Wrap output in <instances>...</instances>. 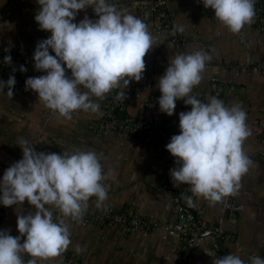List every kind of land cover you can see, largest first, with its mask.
I'll return each instance as SVG.
<instances>
[{
	"label": "crops",
	"instance_id": "1",
	"mask_svg": "<svg viewBox=\"0 0 264 264\" xmlns=\"http://www.w3.org/2000/svg\"><path fill=\"white\" fill-rule=\"evenodd\" d=\"M112 2H117L118 9L144 20L162 43L146 53L145 70L139 81H130L126 87L120 83L103 99L93 97L99 111L76 112L71 119L47 109L34 92L25 90L26 78L43 73L33 67L28 71L24 67L26 71L22 73L19 67L24 65L15 60L18 56L31 58L36 43L50 35L38 30L34 22L35 0H4L0 5V57L11 56L16 76L11 99L0 95V175L21 158L16 144L24 139L38 152H96L104 175L102 183L107 188V199L101 207H96L92 197L79 221L66 219L71 240L68 248L59 257L38 259L36 264H65L69 258L76 259L77 264H211L204 251L224 256L212 238L186 247L190 238L179 243L171 231L180 223L176 206L187 197H192L201 221L220 236L228 253L240 255L245 264L250 255L264 257V0H255L252 22L236 33L220 24L212 10L204 8L199 0H166L164 19L155 15L146 18L141 0ZM85 15L96 19L89 7L79 11L74 22ZM257 15L260 19L256 26ZM177 26H182L183 31H176ZM165 27L175 39L164 31ZM193 50H200L208 59L201 81L190 95L207 102L213 97L214 84L221 89L226 106L237 104L245 111L250 132L243 143V151L250 160L249 170L235 191L218 202L194 196L186 185L173 187L169 169L178 164H174L165 145L172 135L178 134L177 114L189 111L190 106L183 99L177 100L173 115L167 116L156 103L160 96L156 80L168 60L176 53ZM4 79L8 77L0 69V80ZM122 91L124 98L114 102L117 110L120 108L118 116H110L111 120H106V126L100 129L98 120L104 118L107 107L110 112L114 105H107V96H119ZM106 211L124 212L126 217L152 223L135 229L127 223L112 225L103 218ZM32 212L34 208L27 201L19 208H5L0 229L12 236L19 235L15 226L17 214ZM53 215L55 219L60 214L53 209Z\"/></svg>",
	"mask_w": 264,
	"mask_h": 264
},
{
	"label": "clouds",
	"instance_id": "2",
	"mask_svg": "<svg viewBox=\"0 0 264 264\" xmlns=\"http://www.w3.org/2000/svg\"><path fill=\"white\" fill-rule=\"evenodd\" d=\"M199 2L233 33L250 24L255 15V0ZM35 4L34 22L38 30L50 35L36 43L32 55L33 70L43 75L26 78L24 87L65 119L76 112L97 113L99 104L93 97L103 99L121 82L126 87L130 81H139L146 53L162 43L144 20L118 9L112 0H35ZM89 7L96 19L85 15L74 22L77 13ZM176 31L182 32L183 27L177 26ZM207 59L200 50L172 55L156 80L160 92L156 103L167 116L173 115L177 100L190 106L189 111L177 114L178 134L165 145L178 164L169 169L173 187L186 185L194 196L218 202L235 191L249 170L243 143L250 132L239 105L226 106L216 97L204 102L190 95L201 81ZM10 62L11 56L5 55L2 63ZM19 71L26 69L21 65ZM14 85L13 75L0 80V95L11 99ZM118 98H124L123 91ZM16 145L22 156L0 175V206L19 208L27 201L34 212L17 214L19 235L0 229V264H36L38 259L59 257L68 248L71 240L66 219L79 221L92 197L96 207H101L107 188L102 183L99 155L92 150L38 152L24 139ZM186 202L193 206L192 197ZM53 209L60 214L58 218L54 219ZM204 253L211 264H245L235 253L220 257L215 251ZM25 256L30 259L25 261ZM248 264H264V257L255 254Z\"/></svg>",
	"mask_w": 264,
	"mask_h": 264
},
{
	"label": "built area",
	"instance_id": "3",
	"mask_svg": "<svg viewBox=\"0 0 264 264\" xmlns=\"http://www.w3.org/2000/svg\"><path fill=\"white\" fill-rule=\"evenodd\" d=\"M116 3L117 2H115V6ZM165 5H166V0H141V9L144 13V16H146V18L147 16H152V15L157 16L159 19L167 18V14L165 13ZM164 31L167 32V34L171 38L175 39V35H173L167 27L164 28ZM15 60L22 63L26 69H28V67L30 68L33 67L32 57L26 59L21 56H18ZM2 61L3 58H0V65L2 66L1 69L4 72V75L7 77H9L10 75H14V72L12 71V62H10V64H3ZM67 75H70V71L67 72ZM4 80L6 81L7 79ZM211 88L213 91V97H216L218 99V96L221 93V89L216 87L214 84L212 85ZM107 110L108 108L106 109V112L103 114L102 117L109 118L110 112ZM100 129H103V126H100ZM159 134L161 137L165 138V135H163L162 133ZM262 143L264 145V140H262ZM167 189H169V187ZM182 206L188 207L191 210L196 211L193 206H189L187 204L186 200L179 203V205L176 206V211L180 223L178 225L173 226L171 228V231L177 236V238L179 239V243L182 242L183 239L189 237L190 239L191 238L195 239V242L193 244H196L197 241L202 240V239H198V236L206 230L211 231V228L206 224L200 225V222L196 223L191 215H188L183 212ZM4 212H5V207L0 206V221L3 219ZM103 218L106 219V221L109 224L118 225V224L127 223V225L133 229L143 226L146 228L150 226L152 223L146 220H141L139 218H130L122 215H117V214L115 215L109 213H104ZM199 220L201 221L200 217ZM252 256L253 255H250V258ZM65 264H77V261L74 258H69L66 260ZM172 264H176V263L172 262Z\"/></svg>",
	"mask_w": 264,
	"mask_h": 264
},
{
	"label": "trees",
	"instance_id": "4",
	"mask_svg": "<svg viewBox=\"0 0 264 264\" xmlns=\"http://www.w3.org/2000/svg\"><path fill=\"white\" fill-rule=\"evenodd\" d=\"M260 18H259V16L257 15L256 17H255V25L257 26L258 25V20H259ZM0 58H2V57H0ZM1 65H0V69H1ZM30 69V67H28V69H27V71ZM67 72L68 71H66V75H67ZM14 78H16V76H14ZM122 83V82H121ZM6 90V89H5ZM119 98H118V94L117 93H110L108 96H107V98H106V103H107V105H109V106H112L113 104H114V102H116V100H118ZM218 99L219 100H221L222 101V99H223V96H222V93H220L219 94V96H218ZM108 108V107H107ZM119 107H118V110H117V108L115 109V111H114V113H113V116L114 117H117L118 115V113L117 112H119ZM119 117L121 118L122 117V114L120 113L119 114ZM98 124L100 125V126H106V120L104 119V118H100L99 120H98ZM160 131H162V130H160ZM161 138V137H160ZM162 139V138H161ZM182 208H183V212L184 213H186V214H188V215H191L193 218H194V221L197 223V222H200V225H203V223L199 220V215L197 214V212L196 211H193V210H191L190 208H188V207H185V206H182ZM105 213H108V211H106ZM109 214H117V215H122V216H124V212H118V213H109ZM198 226V225H197Z\"/></svg>",
	"mask_w": 264,
	"mask_h": 264
},
{
	"label": "water",
	"instance_id": "5",
	"mask_svg": "<svg viewBox=\"0 0 264 264\" xmlns=\"http://www.w3.org/2000/svg\"><path fill=\"white\" fill-rule=\"evenodd\" d=\"M115 108H116V104H114V105L112 106L111 111H110V113H109L110 116L113 115ZM104 119L107 120V121H110V120H111L110 117H109V118H106V117H105ZM139 131H140V130H139ZM151 136H152V135H151ZM206 237L212 238V239L216 242V245L218 246L220 252H221L223 255H227V254H228V251L225 249V247H224V245H223V243H222V240H221L220 236H219L217 233L212 232V231H210V230H206V231L202 232V233L198 236V239H203V238H206ZM194 242H195V239H192V238H191V239H189V242H188L185 246L187 247V246H189V244H193ZM181 256H182V253H180L179 257H181Z\"/></svg>",
	"mask_w": 264,
	"mask_h": 264
},
{
	"label": "rangeland",
	"instance_id": "6",
	"mask_svg": "<svg viewBox=\"0 0 264 264\" xmlns=\"http://www.w3.org/2000/svg\"><path fill=\"white\" fill-rule=\"evenodd\" d=\"M106 116V115H105ZM110 117V116H109ZM105 118V117H104Z\"/></svg>",
	"mask_w": 264,
	"mask_h": 264
}]
</instances>
